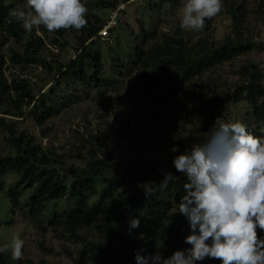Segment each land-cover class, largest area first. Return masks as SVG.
<instances>
[{"label":"trees","instance_id":"obj_1","mask_svg":"<svg viewBox=\"0 0 264 264\" xmlns=\"http://www.w3.org/2000/svg\"><path fill=\"white\" fill-rule=\"evenodd\" d=\"M19 1L26 2L0 0V46L6 38L23 46L21 51L10 49L8 56L0 52V127L13 150L0 156V178L8 174L17 178L6 192L12 209L22 207L20 199L30 191L25 209L21 210L23 217L37 231L49 229L57 238L80 242L79 263L89 260L102 264H136L138 252L147 256L159 251L167 258L176 250L190 248L184 242L190 234L188 221L177 213V205L185 194L186 178L172 163L175 155L191 146L184 144L187 139L181 130L193 127L200 133L194 143H203L218 127L228 104L245 103L242 123L252 135L264 137V71L246 63L235 71L239 80L233 85L218 80L213 86H201L199 82V78L215 67L230 64L257 46L245 27L247 7L223 0L222 11L231 18V33L220 42L214 41L211 35L192 42L187 40V31L180 24L167 33L158 32L155 23L164 2L173 5L181 0L147 2L145 7L156 13H151L147 23L138 15L134 17L130 25L134 39L126 51L119 47V40L116 45L101 49L98 32L105 24L88 14L87 26L75 35L74 57L67 63L50 64L43 56L47 51L44 40L34 30L26 33L21 24L8 22L9 9L16 8ZM88 4L90 9L114 10L118 0H91ZM211 19H206L204 30L209 29ZM66 31H55L53 43L61 45L59 39H62L64 45ZM110 31L112 34L113 30ZM6 59L19 67L54 69L52 85L43 93L35 94L34 86L26 78L5 75ZM107 59L111 63L109 72L103 64ZM122 78H130L132 88L153 102L152 106H161L170 95L181 105L176 108L179 124H165L163 115L157 112L147 115L153 120L146 125V143H133L135 155L129 159L115 155L105 143L108 134L97 135L88 144L79 141L69 146V157L84 159L85 165L63 174L62 154L45 149L30 135L19 132L13 122H4L6 116L25 117L41 126L82 96L90 97L91 91L99 97L116 90ZM141 144L148 148H142ZM174 148L178 151L173 152ZM151 150L158 151L156 159L148 157ZM166 171L172 172L175 180L146 199L141 185L148 181L158 184ZM132 218L139 219L140 225L129 230L128 221ZM257 234L264 238V230L257 228ZM0 264L23 262L12 260L7 253L0 254ZM195 264H221V261L205 258Z\"/></svg>","mask_w":264,"mask_h":264},{"label":"rangeland","instance_id":"obj_2","mask_svg":"<svg viewBox=\"0 0 264 264\" xmlns=\"http://www.w3.org/2000/svg\"><path fill=\"white\" fill-rule=\"evenodd\" d=\"M90 1L82 0V3L88 9L87 15L95 16L106 24L112 10L107 8L100 10L90 9L88 4ZM155 1L159 0H130L124 3L118 0L117 6H122L123 9L118 13L115 27L111 29L113 33L111 34L110 31L107 36H100L101 49L105 50L109 46L116 45L119 40V47L126 51L127 45L132 44L134 39L130 32V25H133L134 17L138 15L147 23L151 13L156 12H151L145 5L147 2L152 3ZM228 1L234 2L235 5L247 7L245 27L248 28L250 37L257 43V46L252 51L233 60L230 64L215 67L207 72L199 78L201 86H213L218 80L226 82L228 86L233 85L239 80L235 71L246 63H252L264 71V0ZM13 2L15 0H7V3ZM185 3L186 0H181L179 4L171 5L167 2L162 4L155 20L158 32L171 33L175 27H178ZM16 8L26 9L27 4L25 1H19L16 4ZM92 16H89V18L92 19ZM124 26L126 30H124ZM231 31V18L222 11L210 20L207 31L204 29L202 31H187V40L193 42L203 35H211L214 41L220 42ZM76 33L77 30L75 29H68L64 36V45H62L63 40L59 39L61 46L53 43L54 32H48L42 26L39 30L34 29V34L41 37L46 44L47 51L43 53V56L50 64L53 61L67 63L74 57V47L77 41ZM10 49L21 51L23 46L16 44L11 38H6L4 44L0 46V52L8 56ZM109 60L107 59L103 63L107 72L110 71L111 63ZM10 74L26 78L34 86V93L39 95L52 85L50 81L52 80L54 69L48 71L40 66L19 67L6 59L5 75L9 76ZM114 77L117 78L118 75L115 74ZM121 80V85L116 90L108 91L99 97H95L94 92L91 91L90 97L85 98L82 96L77 103L61 110L41 126H37L31 118L25 117L6 116L4 122L6 124L13 122L19 132L30 135L45 149H54L62 154L65 162V165L61 167V173L63 174L68 173L75 167H83L85 165L84 159L69 157L67 153L69 146L79 144V141H84L85 144H88L97 135L103 137L104 134H108V141L106 140L105 143L110 145L109 147L114 150L115 155L123 159H129L135 155L133 143H146V125H149L152 119L148 117V114L157 112V114L163 115L165 124L171 122L179 124L180 118L176 108L181 105L175 96L170 95L164 99L163 103L160 104L161 106H152L153 102H150L132 88L133 84L130 78H122ZM245 110V103L228 104L226 111H224V117H222L220 122H243ZM0 117H2L1 114ZM121 129H124V134L121 133ZM181 133L183 138L187 139L184 144L192 145L200 137V133L190 126L187 129L183 127ZM5 136L7 134L0 127V156L13 151ZM145 147L148 148L146 144ZM145 147L142 145V148ZM158 154L157 150H151L148 153V157L156 159ZM16 180L17 178L13 174L0 178V185H3L2 190H0V246L4 244L10 246L13 238L19 235L25 241L22 249L23 258L21 259L23 264L26 261H30L33 264H102L93 263L89 260L79 263L78 253L82 247L80 242L57 238L49 229L43 232L37 231L33 224L26 217H23L21 210L25 209L24 206L28 201L30 191H27L21 197L20 205L22 207L12 209L6 197V192Z\"/></svg>","mask_w":264,"mask_h":264},{"label":"clouds","instance_id":"obj_3","mask_svg":"<svg viewBox=\"0 0 264 264\" xmlns=\"http://www.w3.org/2000/svg\"><path fill=\"white\" fill-rule=\"evenodd\" d=\"M26 4V9L14 7L8 12V22L21 24L26 33L41 26L48 32L87 26L88 9L82 0H26ZM222 10V0H186L180 27L202 31L206 19ZM172 163L186 178L177 213L188 221L190 234L184 242L191 247L167 258L159 251L147 256L138 252L136 264H195L205 258L221 264H264V238L257 234V228L264 230V137L252 135L240 121L220 122L206 141L193 143ZM175 178L166 171L158 184L145 182L141 185L145 198ZM139 225L137 218L128 221L129 230ZM24 245L17 235L10 246H0V254L10 253L19 261Z\"/></svg>","mask_w":264,"mask_h":264},{"label":"built area","instance_id":"obj_4","mask_svg":"<svg viewBox=\"0 0 264 264\" xmlns=\"http://www.w3.org/2000/svg\"><path fill=\"white\" fill-rule=\"evenodd\" d=\"M122 6H117L116 9L112 10L109 20L107 23L103 26V28L98 32V35L101 37L107 36L108 32H110L111 29H113L116 25V19L118 17V13L120 10H122Z\"/></svg>","mask_w":264,"mask_h":264}]
</instances>
